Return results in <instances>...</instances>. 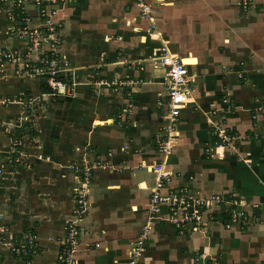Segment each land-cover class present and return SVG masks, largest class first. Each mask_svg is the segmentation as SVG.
<instances>
[{"label": "crops", "instance_id": "crops-1", "mask_svg": "<svg viewBox=\"0 0 264 264\" xmlns=\"http://www.w3.org/2000/svg\"><path fill=\"white\" fill-rule=\"evenodd\" d=\"M63 1L53 20L64 38L68 89L44 93L38 79L20 76L12 63L0 81V151L19 140L23 154V165L0 181V264H27L14 249L29 233L40 244L31 264L56 263L79 185L73 167L98 160L111 168L92 170L77 264H130L147 224L137 264H196L197 256L200 264H264V114L253 118L264 105V0H249L247 10L239 0H145L149 18L134 0ZM113 8L121 10L116 18ZM78 15L104 24L81 49L73 47L85 25ZM17 24L0 14V50L25 47L11 33ZM30 25L42 23L33 15ZM164 44L196 76L194 103L181 112L165 165L176 174L172 185L197 197L241 200L249 213L245 227H226L229 205L217 209L206 232L179 234L166 208L149 216L156 176L146 166L161 160L154 136L166 125L158 103L168 82L150 57ZM30 110L35 120L22 121ZM217 129L236 136L230 147L217 150Z\"/></svg>", "mask_w": 264, "mask_h": 264}, {"label": "built area", "instance_id": "built-area-1", "mask_svg": "<svg viewBox=\"0 0 264 264\" xmlns=\"http://www.w3.org/2000/svg\"><path fill=\"white\" fill-rule=\"evenodd\" d=\"M3 1L0 0V4ZM34 1L40 0H30L29 2L34 4ZM134 1L141 10V16L149 18L152 10L145 0ZM239 4L244 10L250 8L249 0H239ZM49 7H41V15L48 17V20L47 23L44 22L39 28H36L34 33L33 31H31L32 33L26 32L27 29L19 31L20 33L17 32L18 34L15 33L17 38H21L20 35L22 34L24 35L25 40L23 42L25 43V47L22 49V55L17 57L16 51L0 50V81L7 77L5 65L12 63L16 68L15 72L17 74L26 78H36L53 92L60 93L61 90L63 92L68 89L67 79L70 76V70L65 66L67 63H65L62 56L63 43L61 38L59 39V34L55 28V25L59 23L53 20V16L56 15L57 10L50 11ZM51 23L50 34L43 36L42 29ZM150 29L154 31L155 27L151 25ZM150 60L154 65L166 71V78L168 80L166 98L164 101L158 103L159 110L165 113L166 125L154 136L155 147L161 160L150 166H146V169L153 172L156 176L155 186L152 189L148 203L150 218H156L160 210L166 208L168 212L167 220L179 234H185L189 230L206 232L210 225L216 221L217 209L224 205H229L231 209L226 211L228 215L226 227H245L249 221V213L246 209L247 205L243 204L241 200L221 195H214L209 198L197 197L187 186L172 185L173 180L177 178L176 174L167 171L165 165L173 153L176 140L179 136L176 128L181 112L188 105L194 103L192 93L194 91L193 87L196 82V76L190 71L191 65L186 64L184 58L173 53L165 44L156 49ZM260 114H264V105L255 110L253 118L257 119ZM214 136L217 150L230 147L236 137L223 129L215 130ZM14 147L15 151L12 150V153L8 155L7 160L3 162L4 165H1L0 168H5V166L11 167L14 161L17 164L21 162L20 158L22 156L17 151V143H14ZM17 152L19 156L14 160L13 155ZM98 168L107 170L111 166L97 161L94 164L87 163L82 167L81 165L73 167L74 172L79 178V185L74 190L75 204L72 210V219L67 222L65 237L61 241L55 264L78 263L75 254L77 253V246L82 236L80 222L89 207V185L92 170H100ZM1 175L3 173L0 171V178H2ZM253 207L257 208L258 206ZM148 225L143 228V232L133 247L130 254V264H137L146 249V241L150 234V227ZM14 252L16 256L25 260L27 264H31L40 252L37 235L34 233L27 234L24 240L15 247ZM195 262L196 264H200L199 256L195 258Z\"/></svg>", "mask_w": 264, "mask_h": 264}, {"label": "rangeland", "instance_id": "rangeland-1", "mask_svg": "<svg viewBox=\"0 0 264 264\" xmlns=\"http://www.w3.org/2000/svg\"><path fill=\"white\" fill-rule=\"evenodd\" d=\"M29 1L30 0H27V1H25V0H4L3 3L0 4V14H3L4 17H6L7 19H10V20L13 19L15 22L18 23L16 29H14V30L11 31V33H13V35H16L15 33L19 32L21 30L25 31L26 29H27L26 32L32 33L31 31H33V33H34V30L36 28H39V25H36V26L30 25L31 21H33V15H34V17L39 18L40 19V22L42 24H44V22L47 23L48 17H43L41 15V11H40L41 10V7H43V6H47V7L50 6L49 7V10L50 11H53V10L55 11V10H57V8H58L59 5H61L62 3L65 2L63 0H55V1H52V0L51 1L50 0L42 1V0H40V1H34V4L32 5V7H33L35 13H33V15H32V13L30 11V8H29L31 6V4L29 3ZM100 1L101 2L103 1V3H104L105 0H100ZM40 3H44V4H41L40 5ZM114 9L115 8H113V11H111L112 12V15H111L112 17L111 18H116V16L121 12V10L119 8H117L115 11H114ZM69 10H71V8ZM124 10H125V8H124ZM128 11H129L128 8H126V11L125 12H128ZM100 12H101V15H102V13H103L102 10H100ZM78 16H79L78 19L77 18L75 19L76 22H77V20H79V21L81 20V22L82 23H85V25H83L84 27H81V29H82L81 31H83V32L80 34V36H78V37H75L74 36L75 39H74V42H73V47L76 48V49H78V48L81 49L82 47L86 46V44L87 45L89 44L88 42L91 41L90 39L93 38L94 33L97 34L98 31L99 32L102 31L104 24H100V23L99 24H95V23H93V24H90L89 25V24H86V18L85 17L84 18L82 17V19H81V16L82 15H78ZM83 20H84V22H83ZM54 21L57 22L56 20H54ZM99 21H105V19H103V17H100V20ZM51 22H53V21H51ZM110 22H111V20H110ZM111 24H115V23H111ZM51 25H52V23L51 24H48L47 27H44V29H42L43 36H46V35H49L50 34ZM110 26H109L110 29H113L114 28L113 27L114 25H110ZM55 28H56V32L59 34L60 33L59 32L60 31V25L59 24L58 25H55ZM23 36H24L23 34L20 35L21 38H18V39L20 41H24L25 39H24ZM58 37H59V39L61 38L62 43H63L64 38L63 37H60L59 35H58ZM115 38H116V36H115ZM20 48L21 47H19V49H13V51H16L17 52V55H16L17 57L20 56V55H22V52L23 51ZM114 50H115V53H118L117 52V49H114ZM38 113H40V112H38ZM36 116H37V113L35 111L30 110L29 112H25L23 114L22 121H25L26 119H28V120H35ZM53 124H55V122H53ZM32 129L35 130V127L32 126ZM51 136H54L55 137V130L54 129H52ZM14 143H17V151L19 150L18 148H19V146H21L20 141L19 140H13V144L10 145L11 148H10V151L8 153L1 154V151H0V163H2V164H0V166L1 165H4L3 162H5L7 160V157H8V155L10 153H12V150L15 151ZM20 156H23L22 150L20 152ZM54 157H55V155L53 154V157H51V160L54 161V159H55ZM20 159H21V162H19L17 164V166L23 165L22 164V162H23L22 160L23 159L22 158H20ZM100 161L101 160H98V162H100ZM96 162L97 161L90 162V164H94ZM71 164H69L70 167H71ZM17 166H16V168H17ZM14 167H15V165H14ZM9 168H10V166H5V168H0V171L4 175V174H7L9 172L8 171ZM98 169L102 170V168H98ZM3 175H1V176H3ZM1 179L2 178H0V181H1Z\"/></svg>", "mask_w": 264, "mask_h": 264}, {"label": "trees", "instance_id": "trees-1", "mask_svg": "<svg viewBox=\"0 0 264 264\" xmlns=\"http://www.w3.org/2000/svg\"><path fill=\"white\" fill-rule=\"evenodd\" d=\"M41 91L44 92V93H52V92H53L50 88H47V87L45 86V84H43V83L41 84ZM18 130H20V131H18V132H20V134H18V135H19L18 137H20V136H21V132H22V134H23L25 128L22 127L21 129H18ZM31 132H33V131H31ZM31 135L34 136V135H36V133L33 132ZM21 146H22V145H21ZM21 146H19V148H18L19 151L21 150ZM13 156H14L13 159L16 160V158H18V156H19V153L17 152V153L14 154ZM14 165H15V167L17 166V163H16L15 161H14L13 165L10 167V170H12V169L15 168Z\"/></svg>", "mask_w": 264, "mask_h": 264}, {"label": "bare ground", "instance_id": "bare-ground-1", "mask_svg": "<svg viewBox=\"0 0 264 264\" xmlns=\"http://www.w3.org/2000/svg\"><path fill=\"white\" fill-rule=\"evenodd\" d=\"M186 64H188L187 62H185Z\"/></svg>", "mask_w": 264, "mask_h": 264}]
</instances>
